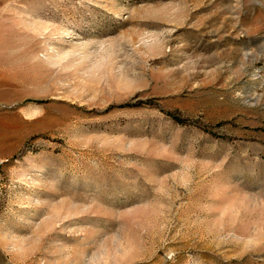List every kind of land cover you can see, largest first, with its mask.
I'll use <instances>...</instances> for the list:
<instances>
[{
    "label": "rangeland",
    "instance_id": "obj_1",
    "mask_svg": "<svg viewBox=\"0 0 264 264\" xmlns=\"http://www.w3.org/2000/svg\"><path fill=\"white\" fill-rule=\"evenodd\" d=\"M0 264H264V0H0Z\"/></svg>",
    "mask_w": 264,
    "mask_h": 264
}]
</instances>
